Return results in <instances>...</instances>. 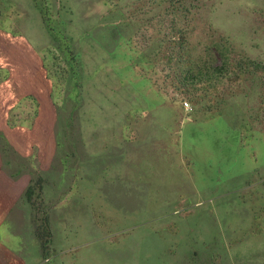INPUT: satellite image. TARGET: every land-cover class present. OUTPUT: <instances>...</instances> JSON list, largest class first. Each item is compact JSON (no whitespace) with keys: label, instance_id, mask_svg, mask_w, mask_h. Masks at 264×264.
I'll return each instance as SVG.
<instances>
[{"label":"rangeland","instance_id":"1","mask_svg":"<svg viewBox=\"0 0 264 264\" xmlns=\"http://www.w3.org/2000/svg\"><path fill=\"white\" fill-rule=\"evenodd\" d=\"M0 206V264H264V0H0Z\"/></svg>","mask_w":264,"mask_h":264},{"label":"trees","instance_id":"2","mask_svg":"<svg viewBox=\"0 0 264 264\" xmlns=\"http://www.w3.org/2000/svg\"><path fill=\"white\" fill-rule=\"evenodd\" d=\"M224 67L226 68V70H229V64H228V61L227 60L224 61ZM246 69H247L246 64L244 62H242V61L240 63H238V64H237V62H235L231 66V70L233 72L238 71V70L245 71ZM31 191H32V187L29 186V191L27 190V192H26V195L29 198H30ZM42 221H43V226L42 227L44 229L41 230V226L38 225V224H36L34 228H35V234H36V236L38 237V239L40 241V244H41V247H42V253H43V251H44V245H45V242L47 241V238H45V239L43 238V232H44V236H46V237L49 236L48 217L47 216H44L42 218Z\"/></svg>","mask_w":264,"mask_h":264},{"label":"crops","instance_id":"3","mask_svg":"<svg viewBox=\"0 0 264 264\" xmlns=\"http://www.w3.org/2000/svg\"><path fill=\"white\" fill-rule=\"evenodd\" d=\"M1 214H2V209H1V206H0V216H1Z\"/></svg>","mask_w":264,"mask_h":264},{"label":"built area","instance_id":"4","mask_svg":"<svg viewBox=\"0 0 264 264\" xmlns=\"http://www.w3.org/2000/svg\"><path fill=\"white\" fill-rule=\"evenodd\" d=\"M184 104H185V105H187V104H188V102H187V101H184Z\"/></svg>","mask_w":264,"mask_h":264}]
</instances>
